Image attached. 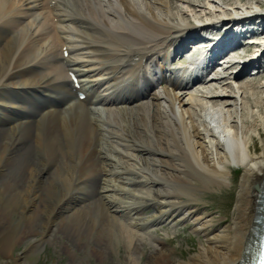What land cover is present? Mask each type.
<instances>
[{
    "label": "bare ground",
    "instance_id": "6f19581e",
    "mask_svg": "<svg viewBox=\"0 0 264 264\" xmlns=\"http://www.w3.org/2000/svg\"><path fill=\"white\" fill-rule=\"evenodd\" d=\"M245 1L0 0L4 257L28 264L56 229L75 235L102 264L109 261L105 247L121 240L127 263L139 264L140 237L154 248L145 264H170L173 249L153 232L188 223L204 242L177 264H242L264 189V145L255 144L264 130V82H244L239 61L196 86L163 80L138 89L133 82L138 57H163L182 37H194L200 20L264 14V0ZM258 69L264 74V63ZM69 72L79 77L85 101L77 100ZM39 91L62 104L42 102ZM18 92L23 102L10 99ZM237 179L232 222L221 225L203 210V197ZM149 205L154 210L146 215ZM96 208L106 222L91 246ZM26 240L28 249L13 258Z\"/></svg>",
    "mask_w": 264,
    "mask_h": 264
},
{
    "label": "rangeland",
    "instance_id": "374dc122",
    "mask_svg": "<svg viewBox=\"0 0 264 264\" xmlns=\"http://www.w3.org/2000/svg\"><path fill=\"white\" fill-rule=\"evenodd\" d=\"M236 1L238 0H227V2ZM247 2L248 1L246 0L243 4H246ZM231 71L233 70H230V72ZM243 81H252L258 85L264 82V74L257 77L244 78ZM262 92L263 90L260 89V96L264 98ZM261 111L264 114V104ZM261 136L262 138L255 137V144L259 149L264 145V130H261ZM58 144L66 154L68 150L65 140L63 138L59 139ZM40 154L42 156V153ZM60 158H63V156L60 155ZM61 171L63 174L68 173L65 164H61ZM238 185L239 180L237 179L230 188H224L214 193H208L203 197V200L206 202L202 206L203 210L208 214H212L216 220L221 219V225H228L232 222ZM153 210L154 206L151 207L149 205L144 211V214L150 215L153 213ZM101 217L102 213L99 211V208H96L94 210V219L96 222H93V224L90 225L92 229V236L90 237L91 246H95V244L97 246V233L102 231L101 227L106 222H101ZM111 223L114 225L113 222ZM53 235L54 241L49 242L44 245L43 248H40L35 256L28 259V264H102L98 261V258L89 251V249H83L79 246L78 238L75 235H68L63 230L57 233L56 229L54 230ZM153 235L162 239L169 248L173 249L170 264H177V259H189L199 250L200 244L204 242L203 236L194 233L191 225L188 223L174 228L167 226L157 229L153 232ZM139 244L142 249L139 254L141 258L139 264H145L149 257L154 253V248L148 238L140 237ZM29 245V240L17 245L14 248L13 258L26 251ZM71 250H73L74 254L77 256L75 255V257H72ZM105 252L108 254L107 259L109 260L106 264H128L127 258L129 257V254L126 251L125 244L122 240L112 244V246H109L108 248L105 247ZM0 264H14V261L11 257H4L0 252Z\"/></svg>",
    "mask_w": 264,
    "mask_h": 264
}]
</instances>
